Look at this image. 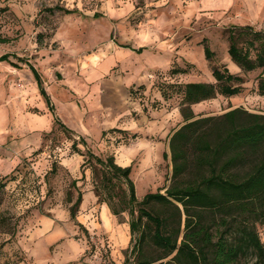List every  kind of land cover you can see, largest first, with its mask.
I'll return each mask as SVG.
<instances>
[{
  "label": "rangeland",
  "instance_id": "374dc122",
  "mask_svg": "<svg viewBox=\"0 0 264 264\" xmlns=\"http://www.w3.org/2000/svg\"><path fill=\"white\" fill-rule=\"evenodd\" d=\"M249 1L0 0V39H4L0 41V56L9 54L11 61H0V109L2 104L17 103L19 125L15 120L12 125L22 129L27 122L21 117L24 100L11 96V89L21 90L30 84L27 77H21L20 69L36 64L49 96L43 80L50 78L53 106L54 101L62 105L66 99L73 100L74 107L82 110L76 121L86 124L82 133L85 139L59 118L74 133L66 132L55 121L58 116L54 106V112L49 109L54 115L51 128L28 136L25 143L14 144L19 157L15 161L0 157V180L6 185L0 214L10 223L0 220V264L124 263L125 251L133 244L129 215L126 212L117 217L108 204L99 201L93 171L87 164L82 169L86 157L73 148V142L76 140L85 153L80 143L83 138L95 154L115 155L120 165H132L137 196L142 199L148 192H164L169 185V139L184 123L179 109L181 95L164 86L214 82L212 66L223 64L232 73L245 77L244 90L236 96L218 95L195 104V113L218 115L244 107L264 114V96L257 93L260 69L243 73L228 53L229 28L233 24L264 29V0H257L261 7L256 13L250 10ZM128 3V11L115 13ZM55 7L77 11L68 14L60 9L49 10ZM109 11L127 19L124 25L119 23L121 29L114 28L113 40L130 45L132 40H118V32H128L133 26L139 34L136 44L145 47L141 52L120 55L122 64L114 72L131 80L126 103L122 96L125 89L114 101L100 93L110 86V72L102 75L101 67L96 66L103 63L104 67L110 61V55L101 51L103 48L107 52L110 43V18L104 14ZM204 39L214 52L211 60L205 56ZM139 86L140 91L134 92ZM162 87L169 97L162 95ZM101 96L105 97L103 102ZM101 104L110 107L106 109L110 110V118L112 111L129 107V112L117 116L121 118L120 125L102 132ZM94 119L97 125L92 123ZM1 122L0 118V125ZM1 145L4 144L0 142ZM127 151L134 153L133 160H127ZM165 151L167 158L163 156ZM79 191L83 201L75 221L70 207ZM258 229L264 242V224Z\"/></svg>",
  "mask_w": 264,
  "mask_h": 264
},
{
  "label": "trees",
  "instance_id": "16d2710c",
  "mask_svg": "<svg viewBox=\"0 0 264 264\" xmlns=\"http://www.w3.org/2000/svg\"><path fill=\"white\" fill-rule=\"evenodd\" d=\"M55 9L68 14L77 11L49 8ZM228 39L230 58L243 73L260 69L257 93L264 96V29L233 25ZM204 43L205 56L211 60L214 52L207 39ZM0 61L11 63L9 54L1 55ZM28 66L54 112L39 72ZM212 75L214 82L164 86L181 95L184 120L169 139L172 171L164 192H148L139 199L132 165H120L115 155L95 154L83 138L85 153L73 142V148L86 157L82 169L87 164L93 171L99 201L108 204L117 217L129 215L133 244L125 251L123 264H264V242L258 229L264 224V114L235 107L218 115H197L193 105L244 90L245 77L223 64H214ZM164 87L162 95L167 98L170 95ZM140 88H133L134 92ZM55 121L74 133L59 117ZM163 156L167 158L168 153ZM5 186L0 180V205ZM82 201L79 191L70 207L75 221ZM1 219L10 225L0 214Z\"/></svg>",
  "mask_w": 264,
  "mask_h": 264
},
{
  "label": "crops",
  "instance_id": "0c3cea01",
  "mask_svg": "<svg viewBox=\"0 0 264 264\" xmlns=\"http://www.w3.org/2000/svg\"><path fill=\"white\" fill-rule=\"evenodd\" d=\"M105 8H109L110 6L104 5ZM259 2L257 0H250L249 1V8L251 11H254L255 13L260 9ZM129 8V3L125 4L122 6V8L119 11H115L116 14H121L122 12L128 11ZM207 9V8H206ZM212 12H214V8L212 6ZM114 11L112 14H114ZM122 11V12H121ZM211 11V10H210ZM218 11H221L218 7ZM210 12V13H212ZM104 14H108V18H110V24H111V31H110V43L107 45L106 49L107 52L104 51L102 48L103 54H108L110 55V61L108 64H106L103 67V63L97 64V67H101V74L103 75L105 72L108 73L110 72V86L109 88H105L100 91V93L104 96L107 95L108 100L114 101L115 98H118L120 96L119 91L125 89L126 92H122V96L124 97L125 103L128 102V97H129V83L130 79L127 78V76L124 77H118L116 74H114L115 70L120 68V65L122 64V58L120 55L126 54V53H136L140 48H143L145 50L144 45H141L140 43L136 44L138 42L139 34L138 30L136 27L130 26V30L128 32H118V40H132L130 42V45H119L117 44L114 40L113 37H111L112 32L114 28L116 29H121L120 24L124 25L127 22L126 18H120L115 17V15H111V12H105ZM95 14H92L90 16H94ZM119 19V22H116ZM251 21H254L255 19L252 17L250 18ZM111 20L115 21L112 22ZM120 23V24H119ZM233 24V23H231ZM115 25V26H113ZM233 25H250V24H233ZM117 37V36H116ZM115 38V36H114ZM142 50V51H143ZM138 55V54H137ZM42 64V62H39ZM38 72H41L39 69L38 65L33 64ZM41 66V65H39ZM43 69V68H42ZM21 77H27L28 83L27 86H24L23 89H18L14 88L11 89V96L13 97H18L21 96V98L24 100V107H22L23 112L21 113V117H24L27 122L23 125L21 130H18V127H14L12 125L13 120L17 121V126L19 125V120H20V114L18 104L17 103H11L10 106L7 104H2L1 109H0V118L2 119L1 125H0V142L1 145L0 147V157L8 158V159H18V150L14 148V144L16 143H25L27 141L28 136H33L35 134H42L44 130H48L49 128L52 127L54 124V115L51 113L49 110L48 104L46 103L45 98L42 96L40 89L38 87L37 81L35 79V75L28 66L27 68L20 69ZM43 72V71H42ZM18 78V76H15ZM44 85L46 84V89L50 92V97L52 98L53 96V89L52 86H50L51 81L50 78H46L43 80ZM137 81V80H135ZM92 86H93V82ZM137 83V82H133ZM91 86V87H92ZM96 88V87H95ZM14 90V91H13ZM91 91V90H90ZM14 92V93H13ZM77 92V91H75ZM101 96V101L103 102L105 97ZM114 98V99H113ZM121 98V97H120ZM18 101V100H17ZM16 101V102H17ZM9 102V101H8ZM54 106L56 108V115L67 124L68 127L71 129L75 130L77 133L81 134L83 136V129L86 130V124L85 123H79L76 121V116H80L82 114V110L80 108H75L73 103V100H64L63 104L60 105L56 101H54ZM101 111H102V117H101V122H100V129L102 132L104 130L109 129L110 127H117L120 125V117L118 118L117 116H122L124 113L129 112V107L114 113L113 111L111 112L113 114L112 118H110V110H106L107 108L110 109V107H106L103 104H101ZM35 108L37 110H35ZM33 109V110H32ZM112 110H115L114 108ZM129 121V120H128ZM96 119L93 120V124L97 125ZM103 136V134H102ZM84 137V136H83ZM85 138V137H84ZM86 139V138H85ZM103 140V137H101V141ZM12 149H15L13 151ZM25 152H28L27 150ZM126 158L128 161L133 160L134 158V153L132 151H127L126 152ZM124 166V165H123ZM47 264H54L52 262H48ZM66 264V263H65Z\"/></svg>",
  "mask_w": 264,
  "mask_h": 264
}]
</instances>
